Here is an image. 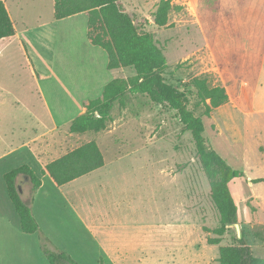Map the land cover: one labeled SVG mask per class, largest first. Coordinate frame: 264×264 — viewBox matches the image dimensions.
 <instances>
[{
    "label": "rangeland",
    "instance_id": "obj_1",
    "mask_svg": "<svg viewBox=\"0 0 264 264\" xmlns=\"http://www.w3.org/2000/svg\"><path fill=\"white\" fill-rule=\"evenodd\" d=\"M161 1L124 0L122 4L137 28L152 34L162 49L167 60L163 78L187 92L188 107L202 118L209 146L247 177H264V114L243 117L233 112H253V87L264 49V0H170L168 26L160 28L154 23V15ZM8 2L18 30L54 19V0ZM79 22L68 23L76 25L82 38ZM68 23L63 28H68ZM69 31L63 36L56 33V38L46 33L50 35L51 52L45 47V36L43 44L36 45L44 72L57 67L59 80L54 61L60 52L56 40L69 39ZM61 49L63 64H70L66 60L69 49L63 43ZM0 59H8L0 61V79L16 94V100H11L30 109L18 112L21 104L16 103L14 114L0 113L1 137L11 139L0 142L2 153L29 142L42 131L37 118H42L48 131L52 122L38 107L34 95L38 88L21 45L14 43ZM99 61V72L106 81L102 57ZM112 71L116 78L135 76L131 68ZM63 73L68 77L67 71ZM195 79H206L210 87L226 89L229 102L223 106V113L218 108L210 117L204 116L205 108L192 84ZM44 86L50 89L52 82ZM56 88L57 84L52 88L54 94ZM77 92L74 89L70 100ZM257 96L258 105L263 106L264 94ZM122 99L125 106L115 103L106 130L72 134L68 123H62L41 141L39 156L49 160L94 141L105 165L66 189L35 170L43 185L34 197L32 210L40 230L32 240L41 250L47 244L53 252L69 254L77 264H220L219 247L234 243L238 234L231 225L219 245L209 242L218 238L214 230L221 226L220 217L191 133L184 130L175 111L153 103L146 95L127 93ZM32 147L38 149L34 144ZM249 186L245 178L230 184L238 206L237 224L253 254L264 258V185H253L255 189ZM22 187L26 198L30 197L31 185ZM29 263L23 257L16 260V264ZM30 264L38 262L32 260Z\"/></svg>",
    "mask_w": 264,
    "mask_h": 264
},
{
    "label": "trees",
    "instance_id": "obj_2",
    "mask_svg": "<svg viewBox=\"0 0 264 264\" xmlns=\"http://www.w3.org/2000/svg\"><path fill=\"white\" fill-rule=\"evenodd\" d=\"M124 0H54V19L62 20L80 13L88 16L87 38L91 45L102 48L108 56L109 71L131 68L135 76L129 79L116 78L109 82L101 95L84 103L86 112L76 117L69 125L72 134L86 132L99 133L106 130L112 121L111 111L117 101L125 106L123 97L142 94L160 106L176 112L184 130L190 132L195 143L196 153L202 169L209 181L210 196L220 217L221 226L214 230L218 238L209 242L221 243V238L229 226L238 223V206L230 189L232 181L244 177V173L233 169L204 137L205 126L201 117L188 107L189 98L185 90L168 84L163 74L167 60L154 36L139 30L123 8ZM170 0H162L155 15L154 23L162 28L168 26ZM16 29L9 11L0 1V41L15 36ZM200 103L204 106V116L229 102L224 87H210L206 79L193 80ZM105 165L104 155L96 142H88L69 151L60 158L48 163L42 173L47 175L57 187H63L87 176ZM4 181L16 212L21 229L25 234H35L39 225L33 216L31 205L22 198L23 184L31 185V195L37 192L42 182L28 166H20L4 175ZM264 182V179L253 183ZM19 189L21 191H19ZM42 250L50 264H77L65 252H53L47 244ZM220 264H264V258L256 257L251 246L242 238L234 243L219 247Z\"/></svg>",
    "mask_w": 264,
    "mask_h": 264
},
{
    "label": "crops",
    "instance_id": "obj_3",
    "mask_svg": "<svg viewBox=\"0 0 264 264\" xmlns=\"http://www.w3.org/2000/svg\"><path fill=\"white\" fill-rule=\"evenodd\" d=\"M0 1H3L5 3L16 29L15 36L0 41V54L7 51L14 43H18L19 45H21L23 51L26 53V61H27V65L31 69L30 71L32 78L34 79L36 87L38 88L37 91H34L36 101L39 104L38 107H40L39 109H42V111L46 114V116H49L50 121L52 122V129L48 131V129H45L46 127L43 124L42 118H37L39 129L42 131L40 132L37 131L38 132L37 135H35L34 138L30 139L29 142L23 141L22 143H19L18 147L13 148L10 151H7L10 148L8 147L7 150H4L2 153H0V264H16V260H18V258L20 257H23L27 261L30 260V263L32 262V260H35L38 262V264H47L48 259L45 257V255L43 256L41 247L38 246L34 242V240H32L33 239L32 237H35L36 233L32 235L25 234L21 229L20 218L16 212V209L12 201L10 200L6 184L5 183L2 184L4 175L23 165H28L36 174L35 170L36 171L39 170L42 172L44 167L48 163L60 158L61 156L56 159L49 160L48 156L40 157L39 154L41 153V151H43L41 141L46 135H48V133L52 134L55 130H57L58 127H60L59 124L68 123L67 125H70V123L76 117L83 115L86 112L84 103L89 99H96L101 97L105 86L112 80L116 79L114 75L116 72L109 71L107 69V64H108L107 53L102 48L90 44L87 38L88 16L86 13H80L58 21L53 19L52 21L39 23L38 25H35V27H28L27 25H24L22 30H18L16 21L12 17L8 0H0ZM69 21L82 22V23L79 22L80 24H82V30H81L83 36L82 38L79 37L80 32H77V30L79 29H77L76 25H72L71 23H68ZM66 23H68L67 26L71 30V36L69 39L67 37H63V38L60 37V39L57 38L56 46L58 47L57 49H60V52L59 54H57L58 56L54 55L55 64H57V66L59 67V72L61 77V80H59L60 78L56 73L57 67L54 66V71L53 69H51L49 73L44 72L45 69L41 67L40 65L41 62L39 63L40 55L39 52L36 51V45L37 44L38 46L42 45L43 40L45 39L44 41L47 42L45 47H47V49L51 52L52 43L49 38L50 35L45 36L46 33L51 34L52 38H56L55 36L56 33H58L59 35L62 34V36L68 34L70 32L69 29L63 28L65 27ZM62 43L66 49H69L67 51V57H66V60L68 59V61L70 62V64L68 65L63 64L62 62L63 60V52L61 49ZM26 50H28V52H26ZM81 50L82 52L89 51V53H91V55L95 57V59L98 61L99 65L98 67L95 68L94 77H89V75H85V74L83 75V70L82 72L80 71V69L83 68V66H85L83 57H81L80 55L81 53H79L81 52ZM99 57L100 58L102 57L101 69L108 75L106 81H104L103 79L104 75L99 72L101 65L100 64L101 62L99 61ZM7 60L8 59L6 60L0 59V61H2L3 63ZM73 62H74L73 73L76 79L70 80L68 77L64 75L63 72L71 65H73L72 64ZM47 81L52 82V86L50 89H48L47 86H44L45 83H47ZM81 81H84L85 83L79 85V82ZM55 84H57V88L55 89V94H54L52 88ZM242 84L247 85V83L244 82H242ZM64 85H66L67 87L64 89L61 88ZM73 87H75L76 90L78 89L79 93L77 92V97L75 96L76 97L75 99L70 100V98L74 96V94H72ZM240 88L241 90H243L245 88V85L242 87L240 86ZM63 91H67L71 93L67 98L66 104L69 102L67 105L61 104L63 102L62 100L60 101L61 105L58 103V97L60 98V95ZM31 94H33V92H31ZM261 94H264V49H263L262 60L256 77V83L253 87V93H252L253 112L248 113L249 115H247V113L244 112L242 109L239 110L234 109L233 112H239L242 114L243 117L254 116L255 114L258 115L264 114V105L259 106L257 103L258 100L257 95H261ZM11 99L16 100V94L13 93V91L10 90V88L7 85L2 84L0 79V113L4 115L6 113L14 114L16 110L15 109L16 103L21 104V106H18V108L20 109L18 112H20L21 110L24 111V109L30 110L23 102H17V101L14 102ZM222 107H220V110L223 113L224 107L223 109ZM5 140L11 141V139L7 137H1L0 134V142L2 141L5 142ZM33 144L37 146L38 149L33 148L32 147ZM261 160L263 161L264 157H261ZM87 176L77 179L63 186V188L66 189L67 187H70L72 184L76 183L81 179H84ZM242 178L247 179L248 183L250 184L249 187H251L250 189H255L253 185H257V184L264 185V182L257 184L253 183L254 180L264 179V177H260V176L247 177L244 174V177ZM42 185L37 190L36 192L37 194L40 192ZM21 189H22L21 194L23 200L29 202L32 209L34 206V197L36 193L34 194V196L30 195V197L26 198L27 193L25 188L23 189L22 187ZM257 198L260 199L261 201L260 196L257 195ZM33 216L35 218L34 212H33ZM22 233L25 236H23Z\"/></svg>",
    "mask_w": 264,
    "mask_h": 264
},
{
    "label": "bare ground",
    "instance_id": "obj_4",
    "mask_svg": "<svg viewBox=\"0 0 264 264\" xmlns=\"http://www.w3.org/2000/svg\"><path fill=\"white\" fill-rule=\"evenodd\" d=\"M79 53H81L80 55H81V57H83V61H84V65H85V66H83V68L80 69V71L82 72V70H83V75L85 74V75H89V77H94V75H95V68L98 67V65H99L98 64V61L95 59V57H93L91 55V53H89V51H83L82 52V50H81V52H79ZM73 58H75V57H73ZM70 68H72V70H70ZM73 68H74V64L71 65L69 68H67L65 70V71H67V73H68L67 76H68V78L70 80H75L76 79V77L74 76V73H73ZM82 83H85V82L84 81H81V82H79V85L82 84ZM72 89H73L72 91H74V89L76 90L75 87H73ZM70 94L71 93L70 92H67V91H63L61 93L60 99H59V101H61V100L63 101L61 104L64 105L66 103L67 98H68V96Z\"/></svg>",
    "mask_w": 264,
    "mask_h": 264
},
{
    "label": "water",
    "instance_id": "obj_5",
    "mask_svg": "<svg viewBox=\"0 0 264 264\" xmlns=\"http://www.w3.org/2000/svg\"><path fill=\"white\" fill-rule=\"evenodd\" d=\"M19 191H21V190L19 189ZM27 203L30 204L29 202H27ZM234 226H235V228L237 230L238 240H241L243 235H242V232H241L240 225L239 224H235Z\"/></svg>",
    "mask_w": 264,
    "mask_h": 264
}]
</instances>
